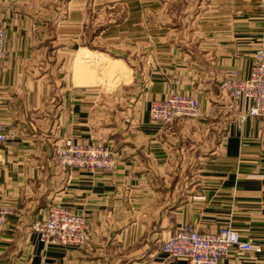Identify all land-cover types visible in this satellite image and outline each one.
<instances>
[{
  "label": "crops",
  "instance_id": "obj_1",
  "mask_svg": "<svg viewBox=\"0 0 264 264\" xmlns=\"http://www.w3.org/2000/svg\"><path fill=\"white\" fill-rule=\"evenodd\" d=\"M176 2L0 0V204L14 210L0 226V264H188L159 249L186 225L231 227L260 249L218 264H264V123L241 120L246 103L219 89L230 71L247 78L264 51V0H195L199 17L180 26L167 19ZM89 14L109 18L89 42L127 82L75 83L103 75L70 70ZM174 93L195 97L199 117L152 122L150 104ZM64 138L107 145L114 168L62 170ZM50 205L85 216L84 245L40 242L30 226Z\"/></svg>",
  "mask_w": 264,
  "mask_h": 264
},
{
  "label": "built area",
  "instance_id": "obj_2",
  "mask_svg": "<svg viewBox=\"0 0 264 264\" xmlns=\"http://www.w3.org/2000/svg\"><path fill=\"white\" fill-rule=\"evenodd\" d=\"M6 28L0 25V68L6 57ZM81 74L103 73L107 64L99 55L89 51L79 53L75 61ZM220 91L234 103L242 100L247 108L241 117L258 118L264 123V51L258 49L247 78H239L236 71H230L220 79ZM200 115L198 100L186 93H174L160 101H153L148 109L149 119L158 124H169L175 119H194ZM5 128L0 123V146L6 141ZM56 164L62 170H84L90 173L105 172L114 168L111 150L104 144H81L71 138H64L55 146ZM14 213L11 206L0 204V226L6 224ZM30 229L40 242L59 246H82L88 240L89 225L85 216L72 213L67 207L48 206L45 217L35 220ZM160 252L170 260L183 259L188 264H218L231 250L255 251L252 239L242 240L239 232L224 227L213 233H202L190 225L177 229L159 246Z\"/></svg>",
  "mask_w": 264,
  "mask_h": 264
},
{
  "label": "rangeland",
  "instance_id": "obj_3",
  "mask_svg": "<svg viewBox=\"0 0 264 264\" xmlns=\"http://www.w3.org/2000/svg\"><path fill=\"white\" fill-rule=\"evenodd\" d=\"M188 3L190 2V4H187L185 3V0H177L176 4H174L172 6V8H175V17L173 18H170V16L167 18L168 21L171 23H174V24H177L178 26L182 25L183 23H185L186 21H188V17L189 16H192V17H199L198 15L196 16L195 13H198L196 12L198 8H194L192 6H195V0H188L187 1ZM185 6H188L190 9H192V13L193 15H188L186 13H184L185 11ZM173 12V11H172ZM123 13H119L118 16H115L114 18V21H119V19L122 17ZM109 23V18L107 17L105 20L104 18H102L101 20L99 19V17L97 16L96 18V15L95 14H89L88 17H87V25H86V30H85V37H83L82 39V44H81V47L79 49H77L74 53V58H75V55L78 53H83V52H86V51H90L91 55H97L98 53H101L100 51L103 52V48H98L97 47V43L96 41H92V42H89L91 41L90 39L92 38V36L94 34H97L101 29H104V27H106V25ZM95 42V44H94ZM100 50V51H99ZM101 55V58H108L106 57L103 53L100 54ZM111 64L113 63V70L111 71L110 68L107 70V72L105 71V73L103 72L102 74V77L101 78H98L97 75L93 78H86V79H82L81 77H78V76H81V75H77L76 74V79L75 80V83H92V84H95V83H102L104 85V83H106V86H110L109 84L111 83H114V82H127V78L126 77H120L119 73L121 74V72L119 70H116V65L121 68V67H124L123 65H121L120 62H110ZM75 63H74V68H73V64L70 65V70L73 71V69L75 71L76 68H75ZM109 70L111 72H109ZM78 72V71H77ZM123 74V73H122ZM127 72H125L123 75L126 76ZM104 79V80H103ZM119 79V80H118ZM118 80V81H116Z\"/></svg>",
  "mask_w": 264,
  "mask_h": 264
}]
</instances>
